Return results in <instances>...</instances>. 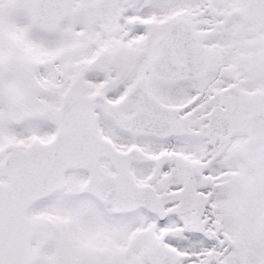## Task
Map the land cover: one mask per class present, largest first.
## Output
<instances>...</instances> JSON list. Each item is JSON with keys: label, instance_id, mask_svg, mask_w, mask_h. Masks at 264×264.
Returning <instances> with one entry per match:
<instances>
[{"label": "snow or ice", "instance_id": "obj_1", "mask_svg": "<svg viewBox=\"0 0 264 264\" xmlns=\"http://www.w3.org/2000/svg\"><path fill=\"white\" fill-rule=\"evenodd\" d=\"M0 264H264V0H0Z\"/></svg>", "mask_w": 264, "mask_h": 264}]
</instances>
